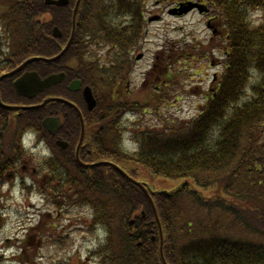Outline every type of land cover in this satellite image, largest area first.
<instances>
[{
  "label": "trees",
  "instance_id": "trees-1",
  "mask_svg": "<svg viewBox=\"0 0 264 264\" xmlns=\"http://www.w3.org/2000/svg\"><path fill=\"white\" fill-rule=\"evenodd\" d=\"M74 1L57 7L44 0H0V69L32 56L56 55L71 33ZM201 1L219 21V42L194 40L176 47L167 86L150 79L136 93L128 86L131 50L144 36L147 0H115L121 4V58L114 48L109 59L101 56L90 64L85 50L78 52L81 46L87 47L85 22L90 23L84 18L85 11H100L106 4L104 0H81L75 36L65 54L54 62L37 61L29 67L40 68L46 75L76 57L80 63L77 73L96 93L92 115L94 123L104 127L93 132L103 136L101 147L110 148L107 138L110 142L120 133L121 169L127 175L137 180L142 176L178 179L173 189L150 191L167 263L264 264V0ZM54 26L62 37L52 36ZM114 42L117 46L118 36ZM216 51L222 71L217 85L204 91L194 115L179 117L176 104L195 89L182 83L187 63L190 59L194 64L205 61ZM106 63L121 69L105 73ZM89 68L103 71H86ZM112 76L117 79L110 82ZM120 84L121 97L115 92ZM63 88L54 85L38 98L73 93ZM0 94L12 103L39 101L18 97L7 77L0 80ZM62 105L50 102L39 110L22 111L8 120L9 127L5 116L0 118V166L7 158L17 160L23 153L22 134L44 131L41 119ZM0 109L6 110L1 105ZM125 139L134 145L130 151L124 146ZM118 153L110 157L117 158ZM77 175L83 177L80 171ZM90 175L82 184L73 185L77 194L69 196L77 205L94 208L93 225L106 230L105 243L98 247L104 264H162L158 223L143 190L113 167H94ZM61 181L63 185L68 182L64 177Z\"/></svg>",
  "mask_w": 264,
  "mask_h": 264
},
{
  "label": "rangeland",
  "instance_id": "rangeland-1",
  "mask_svg": "<svg viewBox=\"0 0 264 264\" xmlns=\"http://www.w3.org/2000/svg\"><path fill=\"white\" fill-rule=\"evenodd\" d=\"M169 2H157L155 0H147L146 2L144 36L139 40V47L133 52L134 57L139 53H143L142 59L135 60L134 70L130 75V88L135 91L134 93L139 91V86L145 74L154 63L155 55H159L161 59L157 60L154 71H165L162 59L164 54H161L163 49H175L179 45L186 46L194 40L219 42L218 38L213 37L210 30L207 29L206 16L199 15L197 11H192L180 17L170 16L166 14L170 7ZM153 15H160L161 19L148 22V16ZM220 58L219 52L216 51L214 56L208 58L209 60L197 61L194 64L193 59H190V66L185 70L182 83H185L186 88L195 89L183 94L181 100L176 104L178 105L176 113L179 117L188 118L197 112L199 108L197 105L203 102L202 95L210 85L213 74L218 73L221 69V65H216L217 60ZM150 123H152V120ZM128 147L131 148L132 144L128 143ZM32 152L42 153V149L36 148ZM138 180L144 182L151 191L170 190L179 183L178 179H166L161 176H155L154 178L142 176ZM4 189L9 190L8 188ZM36 194L34 190H29L28 195L32 196H30V201L25 202L23 206L20 190L14 184L10 193L11 199L6 203H2L6 204L9 210L5 212L6 216L1 220L5 222L0 225V264H23L26 254H22L21 240L26 235V226L35 225L39 220V213H36V209L40 208L42 204L41 195L37 196ZM55 201L58 200L55 199ZM59 205L62 208L61 216L55 221L51 218L46 224L51 230L46 239L52 243H46L42 239L45 244L40 248L31 244L30 255L34 260V263L31 264H103L100 256L91 252L97 246L103 232L99 227H93V231L88 232L87 228L79 226L80 224L84 225L83 216L90 218V210L69 201L61 202ZM27 206H30L29 213L32 215H29V219L31 220H28L27 211L24 208ZM54 206V204H49L47 211H56L52 209ZM72 221L73 224L71 225ZM54 224L57 226L56 231L51 228ZM31 234L37 235L36 240L43 237L38 229L32 231ZM38 251L40 255L39 259L36 260L33 256H35V252L39 254Z\"/></svg>",
  "mask_w": 264,
  "mask_h": 264
},
{
  "label": "flooded vegetation",
  "instance_id": "flooded-vegetation-1",
  "mask_svg": "<svg viewBox=\"0 0 264 264\" xmlns=\"http://www.w3.org/2000/svg\"><path fill=\"white\" fill-rule=\"evenodd\" d=\"M85 16L87 17V13H85ZM82 48L78 50V52H81ZM76 56V55H75ZM76 58V57H72ZM16 68V67H15ZM15 68H1L0 76L9 72V71H15ZM18 72L6 76L7 78H10V84L13 88V82L17 78H19L23 73L25 72H32L37 71L40 74L41 70L40 68H31V67H23L17 70ZM58 72L64 73L65 78L63 80L66 81L68 78V75L71 71H79L77 70H70L65 67L56 70ZM90 71H94L93 69H90ZM96 71V70H95ZM26 75V74H25ZM71 78L67 79V83L63 86L66 89L70 90L69 87H73L74 93H67L66 95H60L57 96L61 99L67 100L68 102H71L76 107H78L81 111L82 117H83V124L85 128V132L82 138V141L79 144V136L80 132L76 134L75 131L72 130V126L75 128L77 123L80 128L81 122L78 118L74 116L75 110L70 107L69 105L64 106L63 105L55 111L53 115H50V117L58 118L60 121V125L57 129H55L54 133L49 132H43L36 135L37 141H41L46 145V149H42V153H34L32 152L36 147H33V150H30V152L25 153L24 155H21L17 160L16 163L13 164L14 161L7 158L5 162L2 164L3 167L0 166V170H5L2 174H0V225H2L5 221H1L5 215V212L9 210V208L6 206V203L9 199H11L10 193L12 191V185L11 182L14 181L16 185H20L21 190V199L24 206V203H28L30 201V196L28 195L27 187L31 185L34 192L37 193L36 195H41L40 200L42 202L40 208L36 209V213L38 214L39 220L36 222L35 225H29L26 226L25 237L21 240L22 242V254L26 257L24 258L25 264H31L34 263V260L31 258L30 255V246L37 245L38 248L42 247L45 243L42 239L45 240L46 243H52L48 239H46V236L51 232L49 230L50 227L46 226L47 221L51 218L57 220L62 212L61 205L59 203L65 202L68 199H71V196L66 195L61 197V195L65 194V192H70L74 188L73 185L76 184H82V179L90 178V172L91 169H93L95 166H86V165H92L99 162L104 161H112L115 162L114 156H111V153H115V149H109V148H103L101 147V144L99 143V138L96 133H94V129L98 130L101 127H98L99 125L93 124V115L87 117L84 116V114L91 112L87 111V108L84 109L82 107H86V104L83 102L85 99L83 98V89L85 86H91L90 84L85 81L82 76L78 73H74L70 75ZM3 77V78H6ZM2 78V79H3ZM80 81V85H71L73 82ZM61 88L64 90V88ZM77 88L76 90H74ZM93 89V87L91 86ZM93 91V90H92ZM65 92V91H64ZM64 94V93H62ZM77 94L78 96H74ZM93 94L95 96V93L93 91ZM39 93L35 95L34 98H37ZM3 96L5 97L4 93ZM6 98V97H5ZM96 98V96H95ZM0 99L3 102V104L8 106H28L29 104L23 101H20V103H12L7 102L2 98V95L0 94ZM42 101V100H41ZM41 101H37L30 105H35L40 103ZM5 108L4 106H2ZM6 110L0 109V118L2 119L4 116L6 118V125L8 126V120L11 121L13 119L14 111L16 110L15 114H19L22 112L23 109H9L5 108ZM69 109L71 111H74L73 113H70L69 116L67 115L69 112ZM4 111H7L4 113ZM9 127V126H8ZM88 127L90 128V131L88 130ZM61 141V143H59ZM79 146V148H78ZM101 165V164H100ZM80 171L82 173V178H80L77 175V172ZM53 172H55L58 176H54ZM64 177L65 181L68 180V182H65L64 185L61 181V178ZM67 179V180H66ZM5 188H8L9 190H5ZM63 192V193H62ZM77 194V193H74ZM57 199L58 203L55 201ZM54 201V202H51ZM49 204L55 205L52 209L56 211H47ZM29 207L26 208V214L32 215L29 213ZM4 210V211H3ZM54 212V217H53ZM84 227L88 228L90 227V222H83ZM73 224V221L71 222V225ZM56 225L54 224L51 228L56 231ZM35 229H38L40 231V234L43 235L42 238L36 240L37 235H32L31 232ZM50 238V237H49ZM36 240V241H35ZM55 242V241H54ZM39 253V251H38ZM39 254L35 252L36 260L39 259Z\"/></svg>",
  "mask_w": 264,
  "mask_h": 264
},
{
  "label": "water",
  "instance_id": "water-1",
  "mask_svg": "<svg viewBox=\"0 0 264 264\" xmlns=\"http://www.w3.org/2000/svg\"><path fill=\"white\" fill-rule=\"evenodd\" d=\"M45 2L47 4L63 6V5H66L68 3V0H45ZM78 4H79V0H76L75 6L73 9V15H72L73 27H74L75 15L77 12ZM193 8H197L199 11H202L204 9L203 5H201L199 3L188 2L187 4L182 5L180 8H174L172 10H169L168 12L170 14H172V13L182 14V13H187L188 11L192 10ZM157 18L158 17L155 16V17L150 18V20L157 19ZM53 35L54 36H60L61 35V32L59 31V29L57 27L53 28ZM71 39H72V36L70 37L66 47L61 51V53H59L58 55H56L50 59H43V60L51 62V61L58 59L64 53L65 49L69 46ZM138 57H140V56H138ZM28 61L29 60L25 61L19 68H21L22 66L27 64ZM72 63H75V62L72 61L71 63H69L68 67H72ZM13 72H16V71H13ZM63 77H64L63 74H52V75H50L44 79H41L37 73L31 72L28 76L25 77L26 81L25 80L21 81L19 79V80L14 82V86H15V89L19 95H23L26 97H33L37 91L44 90L45 88H47V87H49L55 83L60 82ZM83 94H84L85 99L88 102H89L88 98L91 100L90 109H92L95 105V101L93 99V96H92L89 88H85ZM50 100H55V98L45 99L40 105H35V106L29 107V108H40V107L44 106ZM51 122H52L51 118H46V119H44L43 124L46 128H48V125ZM82 133H83V129H82ZM136 184L139 185V187H141L143 189L144 193L147 195L148 199L151 201V198L149 197V195L147 194V192L145 191L143 186L140 185L138 182H136ZM154 212H155V210H154ZM160 238H162V237H160ZM161 244H162V240H161ZM160 251H161V246H160ZM162 261L164 264H166L163 257H162Z\"/></svg>",
  "mask_w": 264,
  "mask_h": 264
}]
</instances>
